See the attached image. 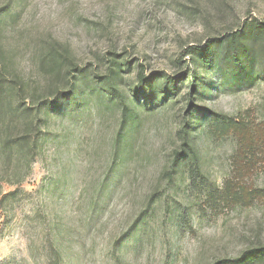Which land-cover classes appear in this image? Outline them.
Returning a JSON list of instances; mask_svg holds the SVG:
<instances>
[{
    "label": "rangeland",
    "instance_id": "374dc122",
    "mask_svg": "<svg viewBox=\"0 0 264 264\" xmlns=\"http://www.w3.org/2000/svg\"><path fill=\"white\" fill-rule=\"evenodd\" d=\"M255 20L264 0H0V81L30 111L0 120L39 132L4 157L24 176L0 183V264H52L54 240L60 264H227L264 245V30L248 71L221 39ZM188 123L200 161L173 172Z\"/></svg>",
    "mask_w": 264,
    "mask_h": 264
},
{
    "label": "trees",
    "instance_id": "16d2710c",
    "mask_svg": "<svg viewBox=\"0 0 264 264\" xmlns=\"http://www.w3.org/2000/svg\"><path fill=\"white\" fill-rule=\"evenodd\" d=\"M2 10V9H1ZM5 14V13H4ZM264 30V22L260 21H253L250 27H245L243 29H237L235 32L231 34H226L223 38L228 43V46L238 52L237 62L244 66V71H248L250 65L252 63V54L256 40L259 38L261 39L260 32ZM219 39V40H221ZM215 40V39H214ZM256 41V42H255ZM212 42L208 41L204 44V46L199 47V49H195L194 55L195 60L200 62L201 64L208 65L211 64L213 58L216 57L215 52L212 51L211 45ZM258 45V44H257ZM199 60V61H198ZM3 56H2V46L0 45V68L3 67ZM1 78V76H0ZM140 81L143 83H147L149 81H144L142 77H139ZM68 81H66L67 83ZM79 83L82 89L81 80L73 77L72 80L69 81L70 88L73 90L76 84ZM114 85V84H113ZM139 90H145L143 87H139ZM9 91V92H8ZM12 92V93H10ZM118 93V91H116ZM14 90L9 88L7 90L6 86L0 81V117L19 113L23 114L24 112H30L29 107L23 108L19 103L13 104L12 98L14 95ZM73 91L70 92L69 96H72ZM11 99V101L9 99ZM74 99L75 96H74ZM7 100L8 102H4ZM47 104V103H46ZM44 106V104H43ZM49 109L52 108L51 103L47 106ZM41 108L38 107L36 111H39ZM121 114L124 119H134L136 118L137 114L131 110L127 105L122 104L121 106ZM13 118L11 120H14ZM196 124V123H195ZM194 123L185 124L183 128L179 129L177 133V145H175L172 151V159L170 161V168L174 172L178 166L182 163H189L190 161H194L196 164L199 163L200 159L198 156V146L195 144V138L193 135V130L196 128ZM38 127L35 125L34 122H24L23 126L20 130H17L16 126L11 121L0 120V183L1 180H5L8 184H19L23 180V176L19 175L18 179L13 180L15 178V173H11L14 177H4L6 175V170L4 169V160L5 154H7V158L11 161L15 158L16 162L19 160L17 159L16 149L19 147H23L24 145L31 147L36 146V137L38 136ZM30 161H28L29 163ZM4 169V170H3ZM16 168L13 167V170ZM1 170L2 173H1ZM171 171V172H172ZM167 172L166 168L162 173L163 175ZM19 174V173H17ZM171 175V174H170ZM14 195V191H9L3 193L1 191V184H0V210L2 209V204L5 199ZM51 250L53 252V263L52 264H60V252H59V245H57L56 241H52L51 243ZM256 261H263L264 262V245L258 247H249L245 249L239 256L232 259L227 264H250Z\"/></svg>",
    "mask_w": 264,
    "mask_h": 264
}]
</instances>
